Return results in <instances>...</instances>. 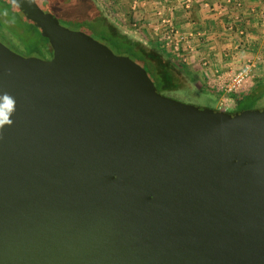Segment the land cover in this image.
<instances>
[{
  "label": "water",
  "instance_id": "obj_1",
  "mask_svg": "<svg viewBox=\"0 0 264 264\" xmlns=\"http://www.w3.org/2000/svg\"><path fill=\"white\" fill-rule=\"evenodd\" d=\"M51 59L0 41V264H264V108L158 90L37 0Z\"/></svg>",
  "mask_w": 264,
  "mask_h": 264
},
{
  "label": "crops",
  "instance_id": "obj_2",
  "mask_svg": "<svg viewBox=\"0 0 264 264\" xmlns=\"http://www.w3.org/2000/svg\"><path fill=\"white\" fill-rule=\"evenodd\" d=\"M125 2V15L136 21L139 38L148 43L145 38L153 33L162 50L182 60L188 77L200 86L227 80L249 61L257 63L252 77L264 76V0Z\"/></svg>",
  "mask_w": 264,
  "mask_h": 264
},
{
  "label": "rangeland",
  "instance_id": "obj_3",
  "mask_svg": "<svg viewBox=\"0 0 264 264\" xmlns=\"http://www.w3.org/2000/svg\"><path fill=\"white\" fill-rule=\"evenodd\" d=\"M50 3L54 12H56L63 19L88 18L103 20L106 25H113L117 31H120L130 39L137 41L139 43V47H142L145 54L153 60H157L160 56L166 59H171L173 63L178 65L180 71L178 70L179 86L176 89H163L162 91V93L169 97L188 103L223 109L229 112H236L238 111V101L244 98L247 94L251 93L258 85L264 84V76L258 78L256 76H251L242 89L230 93H225V91L220 89V83L228 81L229 78L225 81H216V79L210 80L207 84L200 86V83H198L196 79L188 77V73L184 68L182 60L180 61L176 58L170 57L162 50V46L156 43V38L153 37V33L149 34V36L145 38L149 39H147L148 43L139 38L136 30V21L128 17L127 14L125 15L127 7L125 0H50ZM261 13V17L264 19V10H262ZM62 18L59 20L64 26L77 29ZM134 24L135 26H133ZM79 30L92 34V32L87 28ZM16 36L17 37L13 36L14 42L21 49L24 47V50H18L11 43L6 41L3 42L19 54L26 55L29 51L33 53V56L38 57L41 55L36 51L35 47L37 44L33 43L31 39L28 41L27 39L29 37H27V35L16 34ZM0 40L2 41L3 39ZM34 40L39 41V38L35 37ZM47 49L52 50L51 46H47ZM246 64H250L252 69L257 66V63L254 64L252 61H249ZM261 65V68H264V62ZM241 108H264V90L261 94L259 93L257 97L252 99L250 98L248 101L243 103Z\"/></svg>",
  "mask_w": 264,
  "mask_h": 264
},
{
  "label": "trees",
  "instance_id": "obj_4",
  "mask_svg": "<svg viewBox=\"0 0 264 264\" xmlns=\"http://www.w3.org/2000/svg\"><path fill=\"white\" fill-rule=\"evenodd\" d=\"M37 1L44 10L54 13L59 19L62 18L52 9L50 0ZM63 20L77 29L87 28L92 32L95 38L107 44L115 53L127 55L137 61L147 70L159 91L162 92L163 89H176L179 86L178 70L180 68L177 64L173 63L171 59H166L161 56L157 60H153L145 54L142 47H139L137 41L117 31L113 25H106L104 21L100 19L72 18ZM16 34L27 35V37H29L27 39L28 41L31 39L33 43L37 44L35 48L39 54L44 55L50 51L47 49V46H50L48 39L42 36L41 30L32 21L25 18L13 1L0 0V39L11 43L18 50H24V47L21 49L14 42L13 36L17 37ZM35 37L39 38V41H35ZM32 54L33 53L29 51L26 53V55ZM263 90L264 84H260L251 93L239 100L238 111L243 110L241 108L243 103L250 98L257 97Z\"/></svg>",
  "mask_w": 264,
  "mask_h": 264
},
{
  "label": "built area",
  "instance_id": "obj_5",
  "mask_svg": "<svg viewBox=\"0 0 264 264\" xmlns=\"http://www.w3.org/2000/svg\"><path fill=\"white\" fill-rule=\"evenodd\" d=\"M166 31L169 35H171L173 30L170 26H168L166 28ZM252 74V66L250 64H246L239 70L233 72L230 75L228 81H225L223 83L221 82L220 89L225 91V93L239 91L246 85L247 80L252 76Z\"/></svg>",
  "mask_w": 264,
  "mask_h": 264
},
{
  "label": "clouds",
  "instance_id": "obj_6",
  "mask_svg": "<svg viewBox=\"0 0 264 264\" xmlns=\"http://www.w3.org/2000/svg\"><path fill=\"white\" fill-rule=\"evenodd\" d=\"M5 103L4 105L0 106V124L3 123H10V114L13 111V101L10 97L5 95L3 97Z\"/></svg>",
  "mask_w": 264,
  "mask_h": 264
},
{
  "label": "flooded vegetation",
  "instance_id": "obj_7",
  "mask_svg": "<svg viewBox=\"0 0 264 264\" xmlns=\"http://www.w3.org/2000/svg\"><path fill=\"white\" fill-rule=\"evenodd\" d=\"M1 41V40H0ZM3 42V41H2ZM4 43V42H3ZM5 44V43H4ZM9 47V46H8ZM10 48V47H9ZM13 50V49H12ZM27 56V55H24ZM29 56H33V55H29ZM53 56V51L50 50L48 53H45L44 55H40L38 57L44 58V59H51Z\"/></svg>",
  "mask_w": 264,
  "mask_h": 264
}]
</instances>
